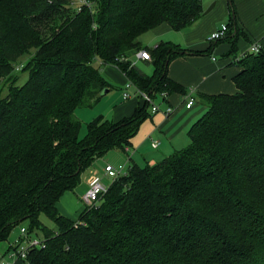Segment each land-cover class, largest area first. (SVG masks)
Returning a JSON list of instances; mask_svg holds the SVG:
<instances>
[{"label":"trees","instance_id":"trees-1","mask_svg":"<svg viewBox=\"0 0 264 264\" xmlns=\"http://www.w3.org/2000/svg\"><path fill=\"white\" fill-rule=\"evenodd\" d=\"M91 1L75 8L70 0H0V239L23 221L28 233L40 232L44 245L28 249L26 264H264L262 44L237 59L234 92L201 95L206 108L186 145L153 164L129 153L126 171L77 218L57 210L60 194L96 157L128 145L147 115L143 100L117 121L95 115L79 135L76 108L110 86L101 65L116 64L155 98L185 91L168 63L199 52L172 41L143 44L140 35L162 21L191 26L204 13L201 0ZM228 7L226 34L212 44L235 41L234 0ZM139 49L149 52L151 73L132 59ZM18 68L27 71L22 82Z\"/></svg>","mask_w":264,"mask_h":264},{"label":"crops","instance_id":"crops-1","mask_svg":"<svg viewBox=\"0 0 264 264\" xmlns=\"http://www.w3.org/2000/svg\"><path fill=\"white\" fill-rule=\"evenodd\" d=\"M225 1L226 0L215 1L207 12H204L198 20L187 28L179 30L173 29L167 21H162L152 28L157 29V27H160L156 30V33H163V36H167L166 39L162 38L160 40L172 41L178 44L182 43L184 45L183 47L186 46V48L199 50V52L184 53L170 59L167 67V74L171 79L181 84L185 88V91H172L166 93L164 97L160 95L159 103H157L159 110L152 111L150 106H148L147 115L140 122L138 130L132 136L130 143L122 147L116 146L125 150V152L133 147L134 150L131 152L133 162L138 164L152 162L153 160L156 162L173 150L186 145L189 141L187 133L189 126L206 108V103L201 95L219 92H234L236 86L233 77L242 68L241 62L237 60L240 57L236 58V55L246 51L249 43L254 39L259 40L264 47V0H258L257 10L252 20H247L243 17L240 0H234L236 21L238 22V34L235 37V41L229 37L214 41L212 44L209 38L208 40L206 39L207 34L212 32L220 22L224 21V14L226 12L229 17L228 0L227 3ZM201 2L205 9L204 1L201 0ZM173 31L179 33L177 35L179 37L172 39L174 37L173 33H175ZM228 45L230 46L229 48ZM214 52H221L222 54L217 57ZM132 59L135 63L136 60L139 59L150 64L147 58L136 57L134 55ZM98 62L99 61L95 59L93 63L97 65ZM100 70L104 78L110 83L109 89L107 90L108 92L105 91L104 93H110L113 87L116 88L110 93L114 99L106 112V118L117 121L124 116L131 115L137 106L143 104V99L140 95L134 93L135 87L133 85L125 87L129 79L116 64L105 63L101 65ZM125 89L132 92V94L123 97L122 91ZM188 91H191V94L195 98L193 104L189 107L185 106L183 103L184 94ZM103 94L100 95V98ZM100 98L96 102H98ZM94 104L82 107H91ZM167 105H172L174 107V110L168 116L163 113V108ZM83 109L85 108H76V114L79 118L85 113ZM152 140H157V145L152 144ZM97 159L96 157L92 163L82 171L80 182L73 189H66L60 194L56 201V208L60 213L72 219L79 215V212L85 205L84 203L82 206L80 199H83L82 196L87 189L88 177L92 172L99 173ZM129 162L130 159L127 156L126 163L129 164ZM103 169L102 171H104ZM40 213L45 215V217L48 216L44 212ZM74 215L77 216L74 217ZM39 217L41 219L42 216L39 215ZM22 226H25V224ZM38 234V236L42 235L40 232ZM2 239L6 241L7 244L1 249L2 251L6 248L3 251V253H5L2 254L0 252V255H10L12 257L7 261V264H21L22 259L16 258L13 254V250L17 246L18 241L13 245L14 241L11 242L8 240L7 236Z\"/></svg>","mask_w":264,"mask_h":264},{"label":"rangeland","instance_id":"rangeland-1","mask_svg":"<svg viewBox=\"0 0 264 264\" xmlns=\"http://www.w3.org/2000/svg\"><path fill=\"white\" fill-rule=\"evenodd\" d=\"M203 1H204L205 8H206L212 2L215 3V1L218 2L219 0H211V1L210 0H203ZM225 2L227 3V0ZM240 3H241V12L243 14V17L245 19H247V20H252L254 18V16H255V13H256V10H257L258 0H240ZM224 15H225L224 21L223 22H220L213 31H216L222 25H226L227 26L228 13L226 12ZM158 28H160V27H157V29H149V30L143 32L141 34V36H140V39H141L142 43L143 44H147V45H153L155 42L159 41L162 38L163 39H166L167 36H163L164 35L163 33H161V34L160 33L159 34L156 33V30H158ZM173 32H175V31H173ZM210 33L211 32H209L207 34V37H206L207 40H208V36L210 35ZM173 34H174V37L172 39L179 37V36H177L179 33L175 32ZM221 41L226 42L224 40H221ZM180 45L184 46L182 43ZM229 47L230 46L228 45V48ZM214 54L218 57L222 53L221 52H217V53L214 52ZM26 57H27L26 55L21 56L18 59V61L16 62V66H22V64L24 63ZM136 64L139 67H141L144 71H146L147 73H151L152 70H153L152 64L151 63L149 64L146 61H142V60L137 59L136 60ZM17 70H19V80H18V82L24 81L25 78L27 77V71L26 70H21L20 68H18ZM114 89H116V88L113 87L112 90H111V92L114 91ZM5 91H6V86H2L1 87V93L4 94ZM107 92L104 93L103 96H101L100 100L98 102H96V104H94L93 106H91V107H82V106L81 107H78V109L79 108H85V109H83V110H85L84 111L85 113L82 114L83 116L82 115L80 116V118H81L80 136L85 134L86 124H87L88 120L91 117H93V116H95V115H97L99 113L100 114H103L104 116H106V112L108 111V109H109V107L112 104V101L114 99V97L110 94L111 92L110 93H107ZM159 98H160V95H157L155 98H153L154 99V102L156 104L159 103ZM133 150H134V148L131 147L129 149V151L125 152V150L121 149L120 147H113V148H110L109 150H107L101 156H98L97 157L98 158L97 159V162H98L99 169H100V170L98 169L99 173H97V174L101 178V182L102 183H104L105 185H108L111 182V180L113 179L112 176H109L104 171H102V169L104 168L105 164L109 163V164H112L113 166H118L120 163H122V164H125L124 170H126V166H127V163H126L127 162V156ZM154 161L155 160H153L152 162H146V163L153 164ZM80 202H81L82 206L85 203L84 199H80ZM40 216H42L41 217V220H42L43 224H45L48 227L54 228L55 224H54V221L51 218H49L48 216L45 217V215H43L41 213H40ZM76 216L77 215H74V217H76ZM24 224L26 225L27 223L25 221H23L20 224L13 226L9 230V232L7 234V238L11 242L14 241V244L13 245H15L16 242L19 239V236H20V226H22ZM42 237L43 236L41 235V238ZM6 244H7L6 241H3V239L0 240V252L2 254L5 253V252L3 253V251L6 248L4 250H2V251H1V249L4 248L6 246ZM1 255H0V261L6 262V263H8L7 261H9L12 258L10 255H9L10 257L8 255H4V256H1ZM21 264H26L23 259L21 260Z\"/></svg>","mask_w":264,"mask_h":264},{"label":"built area","instance_id":"built-area-1","mask_svg":"<svg viewBox=\"0 0 264 264\" xmlns=\"http://www.w3.org/2000/svg\"><path fill=\"white\" fill-rule=\"evenodd\" d=\"M72 5L77 8L81 4H85L87 6H92L93 2L91 0H70ZM226 25H222L220 28H218L216 31H212L208 38L212 41L218 38L223 37L226 34L227 30ZM262 48L261 43L259 40H252L246 51H243L239 54L236 55V58L243 56L246 52H258ZM136 57H141V58H149V52L146 51L145 49H139L135 53ZM130 85H133L135 87L134 93H137L140 95V97L147 101L149 103L150 109L152 111L159 110L158 104L154 102V97H150L149 93H147L144 90L139 89L136 87L130 80L127 81L125 84V87H129ZM132 92L128 90H123L122 91V96L127 97ZM159 95H162L163 97L166 95V92H159ZM194 96L191 94V91H188L184 94L183 97V103L185 106H190L194 102ZM174 110V107L172 105H167L166 107L163 108V113L168 116L172 111ZM152 144L157 145V140H152ZM127 167V166H126ZM125 164L120 163L118 166H113L112 164H105L104 166V171L109 175L112 176L113 178L116 177L120 173H124L126 170H124ZM107 185L101 182V178L98 176L96 172H92L89 177H88V186L83 194V199L85 201V204H94L101 194L106 190ZM43 237L38 235H33L31 233L27 232V229L25 226H20V236L17 242V246L13 250V254L16 258L23 259L24 261L26 260V255L28 252V249L31 246H43ZM0 264H7L6 262L0 261Z\"/></svg>","mask_w":264,"mask_h":264},{"label":"water","instance_id":"water-1","mask_svg":"<svg viewBox=\"0 0 264 264\" xmlns=\"http://www.w3.org/2000/svg\"><path fill=\"white\" fill-rule=\"evenodd\" d=\"M214 2H212L209 6H207L205 9H204V12H207L212 6H213ZM108 88H105L101 93L103 94L105 91H107Z\"/></svg>","mask_w":264,"mask_h":264}]
</instances>
